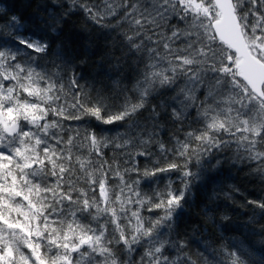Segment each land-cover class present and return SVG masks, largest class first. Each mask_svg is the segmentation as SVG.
Returning <instances> with one entry per match:
<instances>
[{
	"label": "snow or ice",
	"instance_id": "snow-or-ice-1",
	"mask_svg": "<svg viewBox=\"0 0 264 264\" xmlns=\"http://www.w3.org/2000/svg\"><path fill=\"white\" fill-rule=\"evenodd\" d=\"M20 4L0 264H264V0Z\"/></svg>",
	"mask_w": 264,
	"mask_h": 264
},
{
	"label": "trees",
	"instance_id": "trees-1",
	"mask_svg": "<svg viewBox=\"0 0 264 264\" xmlns=\"http://www.w3.org/2000/svg\"><path fill=\"white\" fill-rule=\"evenodd\" d=\"M0 8H13L19 9L20 11H23V8L21 7L20 0H0ZM19 14V13H17ZM77 24L79 23L78 21L76 22ZM250 192H254V188L249 187Z\"/></svg>",
	"mask_w": 264,
	"mask_h": 264
}]
</instances>
